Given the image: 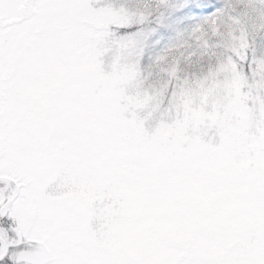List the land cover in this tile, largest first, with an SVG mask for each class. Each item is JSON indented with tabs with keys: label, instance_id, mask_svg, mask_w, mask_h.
<instances>
[{
	"label": "snow or ice",
	"instance_id": "obj_1",
	"mask_svg": "<svg viewBox=\"0 0 264 264\" xmlns=\"http://www.w3.org/2000/svg\"><path fill=\"white\" fill-rule=\"evenodd\" d=\"M0 264H264V0H0Z\"/></svg>",
	"mask_w": 264,
	"mask_h": 264
}]
</instances>
